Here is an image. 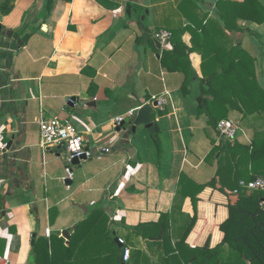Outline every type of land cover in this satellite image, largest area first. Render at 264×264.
<instances>
[{
	"label": "crops",
	"instance_id": "obj_1",
	"mask_svg": "<svg viewBox=\"0 0 264 264\" xmlns=\"http://www.w3.org/2000/svg\"><path fill=\"white\" fill-rule=\"evenodd\" d=\"M48 1L0 0V132L8 146L0 156V264H121L123 248L127 264H250L223 243L221 226L238 198L216 177L227 155L218 149L254 139L262 147L264 117L232 112L241 133L221 139L198 117L200 80L185 94V75L162 62L173 44L159 49L154 38L221 22L220 2L246 0H54L47 11ZM235 26L217 42L254 58L264 89V22L241 16ZM183 41L191 47L192 35ZM189 56L200 77L202 55ZM159 96L168 102L166 114L152 115L161 150L131 123ZM41 116L71 121L90 145L87 158L75 166L66 152H45ZM234 153L225 177H264V157L253 167L242 148ZM215 177L195 206L189 196Z\"/></svg>",
	"mask_w": 264,
	"mask_h": 264
},
{
	"label": "trees",
	"instance_id": "obj_2",
	"mask_svg": "<svg viewBox=\"0 0 264 264\" xmlns=\"http://www.w3.org/2000/svg\"><path fill=\"white\" fill-rule=\"evenodd\" d=\"M53 1H48L47 11L51 9ZM219 8L221 22L208 20L206 24L203 22L195 28L190 26L180 32L173 33L171 44L174 49L171 52H166L162 59L163 65L169 71H180L185 75L182 87L185 94L190 93V84L194 78L200 80L198 117L206 116L209 119V125L216 129L222 120H231L232 112L240 113L243 118L264 117V89L258 81L256 61L240 46L229 48L227 45L220 46L217 42L220 37L227 36L226 31H239L235 22L241 16L256 23L264 22V9L261 8L259 0H246L241 5L220 2ZM243 12L254 15H243ZM187 33L192 35L191 47L183 41V36ZM194 52L202 55V75L200 77L192 69L190 61L189 54ZM207 97H212V100ZM164 114H166L165 111L160 113V115ZM154 138L161 150L158 129ZM226 144L225 148L218 149V152L227 153V155L221 156L216 177L220 179L223 189L228 188L235 191L239 189L240 178H236L234 174L225 177L226 172L232 170L236 165L233 162L236 157L234 152L242 148L245 152L244 155L247 154L255 167L257 161L264 157V144L262 147L259 146L257 139H254L252 146L248 147L233 146L229 142ZM216 177L208 184L196 186V191L189 196L193 199L195 206L198 200L197 196L205 188L216 187ZM257 178L259 177L248 176L246 182L254 181ZM187 195L186 193L185 196ZM263 199V192L241 193L237 202L230 204V218L221 226V230L225 234L224 245L229 246L231 253L238 260L247 261L250 264H264ZM42 242L43 238L35 245L38 256L39 246ZM38 260L37 257V263Z\"/></svg>",
	"mask_w": 264,
	"mask_h": 264
},
{
	"label": "built area",
	"instance_id": "obj_3",
	"mask_svg": "<svg viewBox=\"0 0 264 264\" xmlns=\"http://www.w3.org/2000/svg\"><path fill=\"white\" fill-rule=\"evenodd\" d=\"M154 38L161 44L162 47H167L171 44L173 33L168 30L156 32ZM157 102V109L161 112L167 109V98L165 96L154 97L151 103ZM124 122V118L120 117L115 120V125H120ZM41 132V147L46 152L48 150L60 151L63 147L66 148V153L69 159L81 158L87 154L89 148L88 141L74 127L69 120L61 119L54 116L51 119H46L41 116L38 120ZM217 131L221 139L225 141L235 142L241 133L239 125L232 120H222L217 127ZM7 143L4 142V135L0 132V156L7 151ZM109 152V149H103ZM264 193V178H257L254 181L239 182V189L232 192V195L238 198L241 193L251 194L253 192ZM120 244H124L122 239H119ZM130 258V251L125 248L124 261Z\"/></svg>",
	"mask_w": 264,
	"mask_h": 264
},
{
	"label": "water",
	"instance_id": "obj_4",
	"mask_svg": "<svg viewBox=\"0 0 264 264\" xmlns=\"http://www.w3.org/2000/svg\"><path fill=\"white\" fill-rule=\"evenodd\" d=\"M0 33H1V26H0ZM156 43H157L158 48L161 49V44L157 41H156ZM157 106H158L157 102L153 103L152 105L147 104V105L143 106L142 108H140V110L137 112V114L131 116V120H133L131 122L132 123V130L134 133H136L137 129L141 126H144L152 134L156 133V128H155L154 123L152 121V115L154 113V109H157ZM125 124H126V122H123L121 124V127L118 128V130L123 128L125 126ZM65 151H66V148L63 147L59 152L61 154ZM86 158H87V155H84L81 158H74V159H72V164L75 166H78L80 164V162L82 160H85ZM262 202L264 203V199ZM33 238H34V240H33V244H34L35 239H36V235L33 236ZM124 255H125V248H123V250H122L121 264H127L124 261Z\"/></svg>",
	"mask_w": 264,
	"mask_h": 264
}]
</instances>
